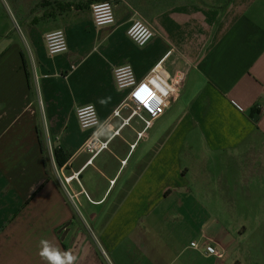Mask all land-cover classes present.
Returning a JSON list of instances; mask_svg holds the SVG:
<instances>
[{
    "label": "crops",
    "instance_id": "crops-1",
    "mask_svg": "<svg viewBox=\"0 0 264 264\" xmlns=\"http://www.w3.org/2000/svg\"><path fill=\"white\" fill-rule=\"evenodd\" d=\"M94 1L0 0V264H49L42 240L73 264H175L194 226L229 246L211 214L264 177V0H112L103 27ZM139 16L155 28L143 46L127 34ZM57 28L68 50L51 55L44 35ZM161 59L181 92L148 128L138 116L122 125L114 67L143 77ZM87 103L111 137L90 163L76 116Z\"/></svg>",
    "mask_w": 264,
    "mask_h": 264
},
{
    "label": "built area",
    "instance_id": "built-area-1",
    "mask_svg": "<svg viewBox=\"0 0 264 264\" xmlns=\"http://www.w3.org/2000/svg\"><path fill=\"white\" fill-rule=\"evenodd\" d=\"M92 18L97 26H112L115 24L114 4L112 0H97L91 3ZM127 34L131 40L143 46L155 36V28L143 17L134 18L127 28ZM46 48L49 54L55 55L68 50L66 32L63 28L47 31L44 35ZM115 84L119 89L126 91L121 103L113 108L111 114L122 118V125L128 124L133 116H138L148 128L151 123L160 117L171 105L172 100L178 96L183 87L182 76L171 75L162 64V59L155 63L147 74L138 77L131 63L117 65L113 69ZM123 106L130 107V114L123 117L121 109ZM256 107L264 111V104L257 103ZM76 116L80 127L90 131L85 140L84 146L91 152L90 163L94 156L104 149H107L111 137L103 139L100 137L102 127L101 117L93 103L80 105L76 109ZM120 128L113 132L119 133ZM141 137L144 131L138 133ZM136 143L132 146L135 147ZM126 162V159L123 160ZM78 172L64 177L65 182H70ZM73 197V194H70ZM207 255L213 254L218 258L223 253L216 247L208 244L205 247Z\"/></svg>",
    "mask_w": 264,
    "mask_h": 264
},
{
    "label": "rangeland",
    "instance_id": "rangeland-1",
    "mask_svg": "<svg viewBox=\"0 0 264 264\" xmlns=\"http://www.w3.org/2000/svg\"><path fill=\"white\" fill-rule=\"evenodd\" d=\"M230 162V161H229ZM228 163V160H227ZM248 192H250L248 194ZM250 195V197H247ZM237 204H226L229 210L224 215H220L219 221L212 219L211 223L223 225L227 235V245H221L220 249L212 241L204 239L201 233H198L197 227L194 226L193 232H187L184 240L179 239V244L193 249L194 262L188 261V264H264V177H259L251 182L249 187L242 188L240 201ZM218 211L222 210V205H213ZM179 229L183 228L180 223L177 224ZM212 245L223 253L218 258L213 254L206 257V245ZM186 249L178 256L175 264H184L186 256L189 255V249ZM182 247H179L178 253ZM101 251V250H100ZM102 256L105 258L104 253Z\"/></svg>",
    "mask_w": 264,
    "mask_h": 264
},
{
    "label": "clouds",
    "instance_id": "clouds-1",
    "mask_svg": "<svg viewBox=\"0 0 264 264\" xmlns=\"http://www.w3.org/2000/svg\"><path fill=\"white\" fill-rule=\"evenodd\" d=\"M41 245L39 255L41 258L46 259L49 264H73L76 259L69 252L61 253L58 249L51 247L45 240L41 241Z\"/></svg>",
    "mask_w": 264,
    "mask_h": 264
},
{
    "label": "trees",
    "instance_id": "trees-1",
    "mask_svg": "<svg viewBox=\"0 0 264 264\" xmlns=\"http://www.w3.org/2000/svg\"><path fill=\"white\" fill-rule=\"evenodd\" d=\"M54 154H55V158H56L57 163L63 164V162H64L65 159H61L60 158L59 151L55 149Z\"/></svg>",
    "mask_w": 264,
    "mask_h": 264
},
{
    "label": "water",
    "instance_id": "water-1",
    "mask_svg": "<svg viewBox=\"0 0 264 264\" xmlns=\"http://www.w3.org/2000/svg\"><path fill=\"white\" fill-rule=\"evenodd\" d=\"M70 224V222H67L63 227H61L60 229H59V233H61L62 231H63V233H62V238L64 237V235H65V233H66V230H67V227H68V225Z\"/></svg>",
    "mask_w": 264,
    "mask_h": 264
}]
</instances>
